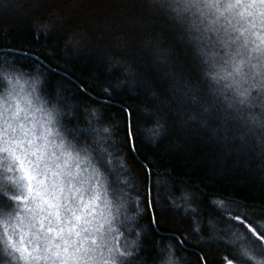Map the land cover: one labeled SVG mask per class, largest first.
Masks as SVG:
<instances>
[{"label": "trees", "instance_id": "trees-1", "mask_svg": "<svg viewBox=\"0 0 264 264\" xmlns=\"http://www.w3.org/2000/svg\"><path fill=\"white\" fill-rule=\"evenodd\" d=\"M238 3L0 0V65L104 175L132 264H236L215 202L264 218V52Z\"/></svg>", "mask_w": 264, "mask_h": 264}, {"label": "rangeland", "instance_id": "rangeland-1", "mask_svg": "<svg viewBox=\"0 0 264 264\" xmlns=\"http://www.w3.org/2000/svg\"><path fill=\"white\" fill-rule=\"evenodd\" d=\"M239 2L242 28L252 31L251 45L264 52V0ZM7 83L0 92V189L12 203L0 209L1 259L130 264L132 244L116 227L120 210L108 200L104 175L90 154L65 139L58 112L36 83L15 78ZM259 228L264 231V224ZM217 231L233 238L226 242L240 260L264 264V243L226 226Z\"/></svg>", "mask_w": 264, "mask_h": 264}, {"label": "bare ground", "instance_id": "bare-ground-1", "mask_svg": "<svg viewBox=\"0 0 264 264\" xmlns=\"http://www.w3.org/2000/svg\"><path fill=\"white\" fill-rule=\"evenodd\" d=\"M21 73L22 72H20V71H16L15 68L3 67L0 65V92H2L4 89H6V87L8 86L7 81L10 78H15V80L25 79V80H29L30 82L37 84V80L35 78H26ZM42 97L46 101L45 97L44 96H42ZM49 106H51V105H49ZM128 133L129 134L131 133L129 117H128ZM130 140H131V137H130ZM3 192L4 191L2 189H0V193L3 194ZM148 199L150 200V196L148 197ZM11 200H12V198H11ZM215 205L222 212L221 214H222L223 219H224V221H222L223 222L222 224H224L223 226H226V227H229L230 229H233L234 232H236V229H237L238 231L243 232L246 235H251L256 240L259 239L261 241H264V231H262L259 228V225L264 224V218L263 217L258 216V215H254V214H250L247 212H245L243 214H235L233 212L234 210L232 208L226 206V204L220 200L216 201ZM148 206H149L151 216L154 219L152 211H151L150 202H149ZM255 229H257L258 231ZM1 230H2V225L0 224V232H1ZM252 230L253 231L255 230V234H251ZM215 232L217 233L216 230H215ZM220 235H221V233H220ZM220 235H218V236L216 235L217 238L219 239V242L221 244L225 245L227 249H231V247H229L227 245L228 243L226 241H230V239H233V238L232 237L228 238L225 234H222L224 237L222 235L220 237ZM133 255H134L133 250H130V256H131L130 264H132V262H133V259H132ZM234 257L236 259V264H250V262H248V261L240 260L239 256L235 253H234ZM200 258L202 260V263L204 264V258L201 255H200ZM3 263H5V262L3 261ZM7 263H9V262L7 261Z\"/></svg>", "mask_w": 264, "mask_h": 264}]
</instances>
